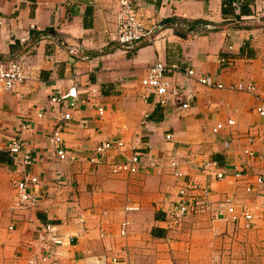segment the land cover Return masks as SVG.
Listing matches in <instances>:
<instances>
[{
	"label": "crops",
	"instance_id": "1",
	"mask_svg": "<svg viewBox=\"0 0 264 264\" xmlns=\"http://www.w3.org/2000/svg\"><path fill=\"white\" fill-rule=\"evenodd\" d=\"M131 1L154 38L125 51L114 39V0H0V63L21 57L27 75L22 86L0 90V204L16 264H213L221 237L235 229L264 234V115L256 111L264 100V0ZM165 19L172 23L156 29ZM156 61L176 64L173 80L180 83L192 68L183 91L187 107H180L183 95L158 104L141 86ZM203 75L224 88L199 84ZM238 80L253 82L255 90L227 88ZM57 89L75 94L67 120L44 105ZM55 131L73 160L56 158L48 141ZM106 140L122 146L109 149L101 163L89 162ZM11 141L19 142L17 153L7 151ZM132 151L140 153V168L111 174L109 164ZM25 153L30 164L21 162ZM152 159L160 165L150 167ZM26 173L36 178L27 188L38 202L20 209L11 184ZM191 177L208 189L205 204L176 222L167 219L177 189ZM225 195L236 211L251 213L245 229L212 219ZM45 223L62 243L54 259L41 261Z\"/></svg>",
	"mask_w": 264,
	"mask_h": 264
},
{
	"label": "built area",
	"instance_id": "2",
	"mask_svg": "<svg viewBox=\"0 0 264 264\" xmlns=\"http://www.w3.org/2000/svg\"><path fill=\"white\" fill-rule=\"evenodd\" d=\"M114 1L116 4L114 39L119 47L127 51L132 49V47L141 40L148 42L153 40L154 34L151 29L144 27L143 24L134 16L132 12L133 3L131 0ZM218 61L221 64L229 65L230 58L220 56ZM25 68V61L21 57L6 61L5 63H0V90L12 91L22 86L27 78ZM179 71L178 66L174 63L166 64L162 61H156L147 67L140 80V84L147 89V91L156 99L158 104H167L168 101L172 99L177 100L180 95H183L184 99L180 102V107L185 108L188 106L189 95L184 94L183 91L187 88V79L193 76V70L192 68L184 70L181 83L176 79L173 80L174 74ZM197 82L208 88H224L221 83L214 81L208 75L198 77ZM227 88L234 91H245L251 93L255 90V85L253 82L244 83L242 80H238L229 85ZM90 91H94V89H90ZM75 100V94L73 92L69 90L62 91L57 89L49 97H47V99H45L44 105L50 113L59 112V119L63 121L70 118L71 110L75 107ZM256 111L258 115H264V100L259 101ZM97 112L98 114H102L103 109L101 107H97ZM36 115L37 117H40L42 113L39 112ZM147 117L148 114L144 113L143 119H147ZM231 124H233V120L227 119L226 125ZM57 128H59V125ZM211 130L216 132L217 129L216 127H213ZM165 137L168 138L169 135H166ZM48 141L57 159H74V156L70 155L71 157H68L66 150L61 146V137L57 131L48 137ZM120 146H122L121 140L103 141L92 149L88 161L93 164L101 163V157L104 156L109 149ZM6 149L11 154L17 153L20 149L19 142L11 141L7 143ZM242 152L249 156L252 155V153L247 149H243ZM21 162L22 164H30L31 156L28 153L23 154ZM169 164L174 167L176 162L172 160ZM213 164L214 162L212 161H205L203 166ZM159 165L160 161L157 159H152L149 162L150 167H158ZM140 166V153L132 151L131 154L128 157H125L123 161L109 164V171L111 174H132L135 173ZM173 175H179L175 168ZM212 176L215 179H220L222 174L220 172H214L212 173ZM256 181L260 182V178H256ZM35 182L36 178L27 173L12 182L11 190L17 208L27 209L37 205V196L30 192L27 188L29 184ZM208 193V189L198 184L194 177L189 178L185 184L181 185L177 189L176 199L170 205L167 219L176 222L185 214L201 209L205 204V197ZM262 207L264 209V203L262 204ZM221 213L224 215L222 216ZM211 216L212 219L220 217L225 222L241 224L244 228L248 227L252 220V215L249 211L235 210L231 197L228 195L221 198V200L216 204L215 209H211ZM76 219L78 222L81 221L80 217H77ZM121 227V234H124V222L121 223ZM42 231L46 235V241L42 254L40 255V259L41 261H44L53 258V249L55 246L62 243V238L55 232L53 225L50 223H45L42 226ZM29 262H31V260H29ZM215 264L228 263L217 262Z\"/></svg>",
	"mask_w": 264,
	"mask_h": 264
},
{
	"label": "rangeland",
	"instance_id": "3",
	"mask_svg": "<svg viewBox=\"0 0 264 264\" xmlns=\"http://www.w3.org/2000/svg\"><path fill=\"white\" fill-rule=\"evenodd\" d=\"M4 212V208L0 204V264H16L12 235L7 227V215ZM262 233L235 229L228 239L221 237L219 246L214 249L216 257L213 258V264L217 262L264 264V234Z\"/></svg>",
	"mask_w": 264,
	"mask_h": 264
},
{
	"label": "water",
	"instance_id": "4",
	"mask_svg": "<svg viewBox=\"0 0 264 264\" xmlns=\"http://www.w3.org/2000/svg\"><path fill=\"white\" fill-rule=\"evenodd\" d=\"M166 23H172V20L171 19H165V20L161 21L159 23V25H157L156 29H159L161 26H163Z\"/></svg>",
	"mask_w": 264,
	"mask_h": 264
},
{
	"label": "trees",
	"instance_id": "5",
	"mask_svg": "<svg viewBox=\"0 0 264 264\" xmlns=\"http://www.w3.org/2000/svg\"><path fill=\"white\" fill-rule=\"evenodd\" d=\"M221 10L224 12V7L221 8ZM181 40L183 39H187L189 36L188 35H182V36H179Z\"/></svg>",
	"mask_w": 264,
	"mask_h": 264
}]
</instances>
